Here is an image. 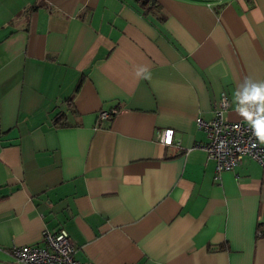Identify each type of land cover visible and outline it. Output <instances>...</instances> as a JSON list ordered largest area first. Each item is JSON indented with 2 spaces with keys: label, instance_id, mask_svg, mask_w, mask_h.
I'll return each instance as SVG.
<instances>
[{
  "label": "crops",
  "instance_id": "1",
  "mask_svg": "<svg viewBox=\"0 0 264 264\" xmlns=\"http://www.w3.org/2000/svg\"><path fill=\"white\" fill-rule=\"evenodd\" d=\"M146 5L0 0V264L45 230L82 264H264V166L216 173L197 125L222 95L247 122L234 94L264 80V0Z\"/></svg>",
  "mask_w": 264,
  "mask_h": 264
},
{
  "label": "built area",
  "instance_id": "2",
  "mask_svg": "<svg viewBox=\"0 0 264 264\" xmlns=\"http://www.w3.org/2000/svg\"><path fill=\"white\" fill-rule=\"evenodd\" d=\"M226 105L227 100L222 95L211 120L197 118V125L205 131L207 137L203 149L208 159L215 162L216 173L234 169L245 157L264 166V144H260L253 135V129L248 122L231 121L224 116ZM113 113L101 112L99 119L108 118ZM157 140L164 145H172L174 130H159ZM258 235H261V232H258ZM42 239L44 248L36 245L12 246L13 258L21 264H82L75 260L73 243L64 230L55 233L45 230Z\"/></svg>",
  "mask_w": 264,
  "mask_h": 264
},
{
  "label": "clouds",
  "instance_id": "3",
  "mask_svg": "<svg viewBox=\"0 0 264 264\" xmlns=\"http://www.w3.org/2000/svg\"><path fill=\"white\" fill-rule=\"evenodd\" d=\"M137 76L150 79L151 73L146 67H140ZM234 99L237 114L248 122L259 143L264 144V80L246 77L234 94Z\"/></svg>",
  "mask_w": 264,
  "mask_h": 264
},
{
  "label": "trees",
  "instance_id": "4",
  "mask_svg": "<svg viewBox=\"0 0 264 264\" xmlns=\"http://www.w3.org/2000/svg\"><path fill=\"white\" fill-rule=\"evenodd\" d=\"M137 1H138L139 5H140L143 9H146V7H147L146 3H148L149 0H137ZM55 121H56V119H55Z\"/></svg>",
  "mask_w": 264,
  "mask_h": 264
}]
</instances>
